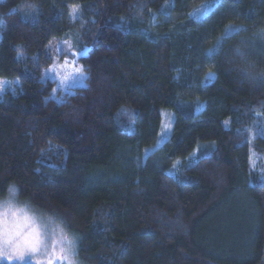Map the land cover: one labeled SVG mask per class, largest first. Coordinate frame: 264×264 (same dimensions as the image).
<instances>
[{
  "label": "trees",
  "instance_id": "trees-1",
  "mask_svg": "<svg viewBox=\"0 0 264 264\" xmlns=\"http://www.w3.org/2000/svg\"><path fill=\"white\" fill-rule=\"evenodd\" d=\"M263 33L264 0L1 1L0 196L62 220L87 264H264ZM54 39L90 47L62 102Z\"/></svg>",
  "mask_w": 264,
  "mask_h": 264
},
{
  "label": "rangeland",
  "instance_id": "rangeland-1",
  "mask_svg": "<svg viewBox=\"0 0 264 264\" xmlns=\"http://www.w3.org/2000/svg\"><path fill=\"white\" fill-rule=\"evenodd\" d=\"M3 0H0V2ZM211 2H205L201 6L197 7L195 11H192L196 17H202L210 8ZM79 10V7L78 9ZM76 14V11H75ZM264 35V33L262 34ZM79 47L69 41L53 40L47 46V54L53 58L50 70H45L44 77L54 79V88L50 97L57 102L64 101L68 85L85 84L86 81L81 80V77L85 79L86 71L82 68L81 73L77 72L76 75L71 78L70 73L75 68H69L62 60V56L68 55L72 57L71 52L80 51ZM69 63V62H68ZM62 69V70H61ZM72 79V80H70ZM8 81V82H6ZM70 81V82H67ZM10 82L7 79L1 78L0 80V93H2L7 87H10ZM80 83V84H79ZM127 111V110H126ZM173 113L168 110L164 111L163 129L167 131L164 135L160 136L157 140L156 146L162 144L164 137L168 136L172 127ZM263 132L262 120H255L250 128H248V135L259 134ZM152 151V148H147L146 153ZM252 167L259 173L263 172L264 157L252 152L251 155ZM38 226L44 238V246H41L37 252H25L24 256H19L9 252L8 256H0V264H48L51 260L53 264H87L82 258H80L78 250V237L72 232L65 223L58 217L45 212L28 200L21 199L15 184L10 185L7 193L0 196V231L5 227L9 231H14L17 228L22 232H28L32 227ZM66 237L70 243H60V241ZM55 243V247L53 246Z\"/></svg>",
  "mask_w": 264,
  "mask_h": 264
},
{
  "label": "snow or ice",
  "instance_id": "snow-or-ice-1",
  "mask_svg": "<svg viewBox=\"0 0 264 264\" xmlns=\"http://www.w3.org/2000/svg\"><path fill=\"white\" fill-rule=\"evenodd\" d=\"M60 243H70V241L64 237ZM41 246H44V238L38 226L32 227L26 233L19 228L9 231L7 227L0 231V256H8L9 252H12L22 258L25 252H37ZM48 264L53 262L50 260Z\"/></svg>",
  "mask_w": 264,
  "mask_h": 264
},
{
  "label": "flooded vegetation",
  "instance_id": "flooded-vegetation-1",
  "mask_svg": "<svg viewBox=\"0 0 264 264\" xmlns=\"http://www.w3.org/2000/svg\"><path fill=\"white\" fill-rule=\"evenodd\" d=\"M72 54V53H71ZM59 57H62V60L61 61H63L64 62V64L63 65H65L66 63H67V65H65V66H67V67H71L72 69L74 68V67H79V69H77V71L76 72H74V70H72V72L70 73V76H71V78L72 77H74L76 74L75 73H77V72H79V73H81V71H82V66H81V61L78 59V60H76V61H74L73 60V58H74V56L72 55V57H69L68 55H64V56H62V54H60L59 55ZM69 62V63H68ZM81 66V67H80ZM62 70V69H61ZM70 80H72V79H70ZM85 79L84 78H82L81 77V80H79V81H84ZM67 82H70V81H67ZM80 86L77 84H74V85H72V86H70V85H68V87L67 88H70V90L69 91H66L65 93H67V95L69 96V94L71 93V91H75V90H77L78 88H79Z\"/></svg>",
  "mask_w": 264,
  "mask_h": 264
},
{
  "label": "water",
  "instance_id": "water-1",
  "mask_svg": "<svg viewBox=\"0 0 264 264\" xmlns=\"http://www.w3.org/2000/svg\"><path fill=\"white\" fill-rule=\"evenodd\" d=\"M89 49H90V47H85V48L81 49L80 51L72 52V54L74 56L73 60L76 61V60H78L80 58L86 57Z\"/></svg>",
  "mask_w": 264,
  "mask_h": 264
}]
</instances>
